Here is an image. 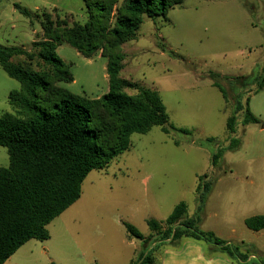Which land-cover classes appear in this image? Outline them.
<instances>
[{"label":"rangeland","instance_id":"rangeland-1","mask_svg":"<svg viewBox=\"0 0 264 264\" xmlns=\"http://www.w3.org/2000/svg\"><path fill=\"white\" fill-rule=\"evenodd\" d=\"M16 5L32 16L20 13ZM46 17L70 26L88 19L84 0H1L0 47L36 54L34 43L45 37ZM121 51V77L158 90L171 123L193 134H165L161 127L134 134L129 151L109 168L88 175L80 200L48 226L49 240L28 242L5 264H127L142 247L129 239L123 223L148 236L147 221L166 220L181 202L192 216L198 180L205 174L214 181L201 215L202 229L264 259V229L254 232L245 224L264 215V89L257 93L264 68V0H185L166 19H145L137 39ZM56 54L74 77L63 87L89 99L109 92L107 60L100 53L88 59L63 44ZM14 61L24 63L26 58ZM42 66L38 58L33 60L34 70L42 71ZM18 89L19 82L0 68V117L13 113L8 96ZM248 101L260 123L245 126L244 111L237 107L240 102L246 108ZM232 115L234 135L227 130ZM232 137L242 139L241 146L227 152L214 169L212 153L228 146ZM208 138L215 142L207 144ZM9 164L7 149L0 147V167Z\"/></svg>","mask_w":264,"mask_h":264},{"label":"trees","instance_id":"trees-1","mask_svg":"<svg viewBox=\"0 0 264 264\" xmlns=\"http://www.w3.org/2000/svg\"><path fill=\"white\" fill-rule=\"evenodd\" d=\"M184 1L84 0L88 19L83 23L70 26L60 18L56 22L45 18V37L34 43L36 54L22 47H0V68L20 84V89L8 96L13 113L0 117V147L7 149L10 158L8 167H0V264H5L29 241L48 240V226L79 201L88 175L110 167L129 151L134 134H147L154 127H161L165 134H193L171 123L158 90L121 77L122 46L137 39L145 19H166L169 11ZM15 7L23 15L32 16L27 9ZM63 44L88 59L97 53L107 59V94L89 99L62 86L74 81L68 64L56 54ZM18 57H25L26 62H15ZM35 58L42 62V71L32 68ZM213 86L226 100L221 84L215 81ZM263 89L264 68L257 93ZM237 111H244L245 126L260 123L251 112L249 101L246 108L238 102ZM227 130L231 135L237 133L235 115L227 119ZM212 142L214 138L206 139L207 144ZM241 144L242 139L232 137L228 146H218L211 155V166L216 169L224 155L239 149ZM213 181L208 174L199 177L197 209L192 216L187 204L181 202L166 220L147 221L148 236L123 223L129 239H135L142 247L129 264H159L162 248L177 247L185 240L202 244L208 256L223 255L237 264H264V259L250 256L213 231L202 229L201 215ZM245 224L259 232L264 229V215L250 217Z\"/></svg>","mask_w":264,"mask_h":264},{"label":"crops","instance_id":"crops-1","mask_svg":"<svg viewBox=\"0 0 264 264\" xmlns=\"http://www.w3.org/2000/svg\"><path fill=\"white\" fill-rule=\"evenodd\" d=\"M98 171H101V170H98ZM213 232L216 233V231H213ZM216 235L219 236L217 233ZM223 240H226V239H223ZM226 241H229V240H226ZM130 242H131L130 245H132L133 240ZM135 247L136 245L134 244V247H133L134 250L137 249ZM114 260H115V257H112V260L110 261L114 263L115 262ZM129 260L130 261L127 264H129L132 261V259H129ZM158 261H159V264H237L235 261H231L223 255L208 256L206 248L202 244L193 242L191 240H185L181 243V245L177 247L162 248L160 252L158 253Z\"/></svg>","mask_w":264,"mask_h":264}]
</instances>
